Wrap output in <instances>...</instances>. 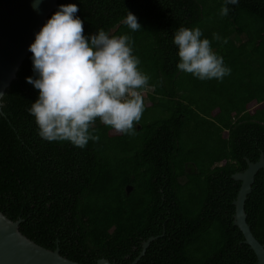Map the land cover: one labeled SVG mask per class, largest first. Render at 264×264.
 <instances>
[{
  "label": "trees",
  "instance_id": "16d2710c",
  "mask_svg": "<svg viewBox=\"0 0 264 264\" xmlns=\"http://www.w3.org/2000/svg\"><path fill=\"white\" fill-rule=\"evenodd\" d=\"M69 3L83 35L130 36L148 102L134 135L96 120L100 138L83 149L45 141L27 112L37 95L25 82L29 52L0 99V213L78 264H132L150 237L134 264H257L233 224L240 181L231 176L264 157V0H238L223 17V0H57ZM126 10L141 29L122 22ZM180 26L198 27L230 74L201 81L178 71ZM250 187L245 222L264 246V168Z\"/></svg>",
  "mask_w": 264,
  "mask_h": 264
},
{
  "label": "clouds",
  "instance_id": "9594fccd",
  "mask_svg": "<svg viewBox=\"0 0 264 264\" xmlns=\"http://www.w3.org/2000/svg\"><path fill=\"white\" fill-rule=\"evenodd\" d=\"M38 3L34 0L32 7ZM237 3L223 0L219 15L226 16L227 6ZM77 11L73 3L57 5L34 33L27 47L34 78L25 77V82L37 90L27 109L37 135L83 149L90 140L100 138L92 127L96 120L121 135H134V123L144 111L142 92L151 85L149 76L138 68L140 61L133 54L130 36H110L103 29L85 36ZM122 22L133 32L141 29L136 16L127 10ZM212 40L227 43V38L215 32ZM172 43L177 49L178 71L201 81H220L230 74L223 57L213 51L198 27L176 28Z\"/></svg>",
  "mask_w": 264,
  "mask_h": 264
},
{
  "label": "water",
  "instance_id": "95a60500",
  "mask_svg": "<svg viewBox=\"0 0 264 264\" xmlns=\"http://www.w3.org/2000/svg\"><path fill=\"white\" fill-rule=\"evenodd\" d=\"M33 3L34 0H0V93L15 78L16 71L29 53L27 47L32 42L34 33L57 8V0H39L35 9L32 7ZM1 105L0 102V114ZM261 168H264L262 154L254 163L247 161L244 171L231 176L233 180L240 181L232 203L233 224L240 231L243 243L254 253L257 264H264V246L253 237L245 222L243 203L251 190L255 173ZM20 221H11L0 213V264H78L60 256L57 248L50 251L27 239L18 230ZM153 239L150 237L142 244V249L132 264L143 255ZM96 264L112 263L99 259Z\"/></svg>",
  "mask_w": 264,
  "mask_h": 264
},
{
  "label": "rangeland",
  "instance_id": "374dc122",
  "mask_svg": "<svg viewBox=\"0 0 264 264\" xmlns=\"http://www.w3.org/2000/svg\"><path fill=\"white\" fill-rule=\"evenodd\" d=\"M144 91H146L147 93H150V92H151L150 88H147V89L144 90ZM144 100H145L144 103H145V102H148V100H147L146 98H144Z\"/></svg>",
  "mask_w": 264,
  "mask_h": 264
}]
</instances>
